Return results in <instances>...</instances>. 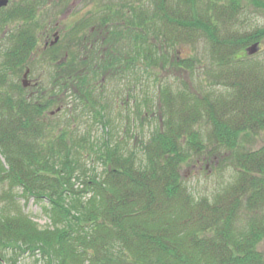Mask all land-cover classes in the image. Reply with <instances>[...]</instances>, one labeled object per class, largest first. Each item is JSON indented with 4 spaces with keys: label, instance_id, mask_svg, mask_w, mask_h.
I'll list each match as a JSON object with an SVG mask.
<instances>
[{
    "label": "trees",
    "instance_id": "16d2710c",
    "mask_svg": "<svg viewBox=\"0 0 264 264\" xmlns=\"http://www.w3.org/2000/svg\"><path fill=\"white\" fill-rule=\"evenodd\" d=\"M249 1L264 8V0ZM241 2L150 0L148 12L128 6V19L113 11L94 18L99 24L85 37L75 35L85 25L74 29L76 52L58 44L48 51L57 89L68 78L81 91L85 75L97 77L98 69L87 67L90 62L103 72L119 63L101 57L105 51L94 60L89 55L110 37L116 40L120 26L134 41V57L144 59L142 49L147 50L152 62L162 45L202 40L214 62V85L221 86L219 91L163 87L162 119L141 144L142 162L132 151L126 154L106 143L96 154L102 171L82 179V186H76L81 175L86 177L77 156L81 140H73L68 121L49 125L44 115L51 104H59L57 95L39 100L11 79L33 55L35 7L17 2L1 8L0 24L24 23L7 34L0 61V155L5 161L0 160V261L16 264V256L28 251L39 254L42 264H264L258 249L264 239V145L239 149L241 132L264 128V65L251 62L246 52L264 39V27L240 30L234 25ZM110 22L117 26L108 29ZM174 65L192 71L202 67L193 56L175 58ZM198 126L211 149L229 152L236 170L232 183L213 200L195 199L181 178L182 163L208 147ZM16 189L43 204L50 225L39 227L15 207Z\"/></svg>",
    "mask_w": 264,
    "mask_h": 264
},
{
    "label": "rangeland",
    "instance_id": "374dc122",
    "mask_svg": "<svg viewBox=\"0 0 264 264\" xmlns=\"http://www.w3.org/2000/svg\"><path fill=\"white\" fill-rule=\"evenodd\" d=\"M17 2H31L35 7L32 26L37 38L28 65L22 69L18 77L11 76V79L21 83L22 76L28 68L26 80L29 87L26 94L32 92L39 100L57 95L59 104H51L44 115L49 125L55 123L66 126L65 122L68 121L67 128L73 140L75 142L81 140L77 156L81 171L85 172L86 177L81 175V181H76V186H82L80 185L82 179L92 173L102 171L96 154L106 143L116 145L126 154L132 151L136 154V162L138 164L142 162L141 144L148 141L151 133L159 128L162 119L159 100L163 87L169 86L173 91L185 86L193 91L197 89L219 91L221 88L214 85L216 82L215 76L213 77L214 62L209 58L208 46L202 40L180 42L166 49L162 45L158 49L159 59L152 62L153 60L151 61L146 54L147 50L142 49L143 46L136 48L141 47L146 57L144 59L141 56L134 57L132 46L134 41L127 40L130 33L125 26H120L116 29L120 31L116 37L118 41L110 37L111 40L104 42L101 49L94 55H89V58L94 60L98 58V54L105 51L101 57L106 61L117 58L119 61L117 66L103 72L90 62L87 67L90 66V72L93 71V67L98 69L97 77H94L95 74L85 75V68L81 73L87 77V81L81 87V91L77 86H73V83L69 84L68 78L65 84L61 83L63 87L57 89L56 86L60 83L53 79L55 61H49L52 54L48 56V51L53 52L54 45L58 44L59 48L72 49L76 52L73 46L75 35L85 37L84 33L94 29L99 24L94 18L105 17L106 13L113 11L119 13L117 18L124 16L128 19L131 17L129 7L136 8V11L140 9L151 11L150 0H8L6 8ZM241 6L239 19L234 23L238 29L254 30L264 27V8L256 7L249 0H242ZM23 23V19H20L13 23L0 24V61L1 53L6 49L7 34ZM110 23L108 29L117 26L115 22ZM79 27L85 31L74 35V29ZM148 38L149 35L146 39ZM191 56L195 58L197 67L199 64L202 65L199 70L192 71L174 65L175 58ZM249 56L252 57L251 62L264 65V39L257 44L256 52ZM83 57L86 56L83 54ZM203 68L205 70H202ZM67 70L69 67H66L65 71ZM80 96L81 102L77 100ZM197 128L201 131L200 138L205 143L206 131L204 133V128L200 126ZM239 135V149L251 151L264 145V128L252 133L241 132ZM205 146L208 147H205L203 153L193 155L182 163L180 173L183 184L195 199L213 200L217 193L232 183L236 170L230 161L229 152L211 149L213 146L207 142ZM0 160L5 163L1 155ZM15 193L19 196L18 203H15L16 208H21L39 227L45 228L50 225L42 209V203H37L32 198L21 197L20 189H16ZM2 206L0 203V209ZM258 249L264 253V239L259 243ZM5 254L9 256L10 252ZM0 264L7 263L2 260ZM16 264H42V260L39 254L25 251L16 256Z\"/></svg>",
    "mask_w": 264,
    "mask_h": 264
},
{
    "label": "water",
    "instance_id": "95a60500",
    "mask_svg": "<svg viewBox=\"0 0 264 264\" xmlns=\"http://www.w3.org/2000/svg\"><path fill=\"white\" fill-rule=\"evenodd\" d=\"M8 3V0H0V8L1 7H5ZM55 40H57V37L55 38ZM257 50V44H253L252 46H250L248 49H247V53L248 54H252L254 52H256ZM27 73H28V70L25 71V73L23 74V79H22V83H23V86H27L28 83H27Z\"/></svg>",
    "mask_w": 264,
    "mask_h": 264
}]
</instances>
